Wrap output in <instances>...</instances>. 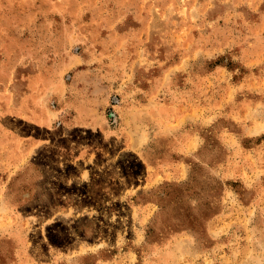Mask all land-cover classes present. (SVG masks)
I'll list each match as a JSON object with an SVG mask.
<instances>
[{
	"label": "rangeland",
	"instance_id": "obj_1",
	"mask_svg": "<svg viewBox=\"0 0 264 264\" xmlns=\"http://www.w3.org/2000/svg\"><path fill=\"white\" fill-rule=\"evenodd\" d=\"M0 264H264V0H0Z\"/></svg>",
	"mask_w": 264,
	"mask_h": 264
}]
</instances>
